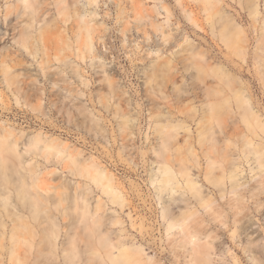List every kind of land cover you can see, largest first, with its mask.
I'll return each instance as SVG.
<instances>
[{
  "label": "rangeland",
  "instance_id": "374dc122",
  "mask_svg": "<svg viewBox=\"0 0 264 264\" xmlns=\"http://www.w3.org/2000/svg\"><path fill=\"white\" fill-rule=\"evenodd\" d=\"M253 3L258 14L252 11ZM7 7L11 11L4 18ZM22 7L20 0H0V130L12 131L20 152L25 142L38 134L41 143L52 141L66 151H80V158L98 161L113 174L127 203L123 208L111 203L93 182L68 172L53 153L41 148L22 153L24 159L33 156L39 163L43 184H51V191L56 184H67L70 198L85 191L90 208L99 197L105 204L100 229L114 237L121 234L128 245L140 246L149 263L186 264L185 248L183 251L177 240L181 234L176 228L166 232L160 216L168 195L162 193L158 199L150 177L157 172L162 156L167 154L174 160L177 149L186 155L191 143L196 154L191 158L195 160L188 161L195 164L193 176L204 190L214 194L220 184L196 174L203 172L206 148L211 143L219 147L229 138L227 149L237 153L236 161L243 167L241 196L239 200L229 194L223 201L219 198L223 204L215 201L214 212L209 210L212 215L193 200L198 211L188 221L192 227L203 224L215 235L211 264H234L231 252L240 264H250L240 247L234 248L228 227L219 222L223 217L229 224L236 209L231 206L240 203V222L246 227L257 218L253 226L260 224L257 231L264 235V188L260 181L264 172L259 173L252 156L247 161L239 152L242 136L236 121L240 114L231 97L236 89L244 88L252 107L264 118V0H36L27 48L12 36L23 21H30L26 13L16 17V10ZM89 43L93 44L91 50ZM6 65L15 76L10 87L2 73ZM226 95L231 106L221 102ZM217 101L220 105L215 109L213 131L211 135L203 133L205 143L200 141L198 120ZM167 122L181 125L163 127L169 130V138L160 133ZM163 138H167L168 148L161 152ZM250 167L254 170L249 171ZM50 169L55 172L48 173ZM77 182L79 189H75ZM173 196L179 197V191ZM255 197L263 202L260 214L254 212ZM177 202L172 203L173 211L178 210ZM64 205L69 207L64 217L53 210L63 226L57 241L65 242L68 234L75 233L78 244L84 247L90 228L76 220L79 212L72 210L69 199ZM217 208L225 215L213 220ZM115 216L120 222L110 225ZM261 262L264 264V252Z\"/></svg>",
  "mask_w": 264,
  "mask_h": 264
},
{
  "label": "bare ground",
  "instance_id": "6f19581e",
  "mask_svg": "<svg viewBox=\"0 0 264 264\" xmlns=\"http://www.w3.org/2000/svg\"><path fill=\"white\" fill-rule=\"evenodd\" d=\"M20 1L23 3V7L22 10H20L19 8L18 10H16V17H19L26 13L30 21H23L24 24L22 28H20L16 33H12V36L13 38L17 36L16 42L19 43L20 46L27 48L28 39L31 36V32L28 30V27L31 26V20H33L32 13L36 0ZM94 2H96V0H90V3ZM130 6L128 5V7ZM252 7V11L254 14H258L260 12L259 10H257V6H255L254 3L252 4ZM10 11L7 7L4 18H6ZM225 41L230 42V39L226 38ZM92 45L91 43L88 44V50H91ZM35 52L36 51L33 50L32 53L34 54ZM8 68L9 66L7 65L3 66L2 73H4L6 86L10 87L15 81V76L9 74L11 72L8 70ZM231 97L235 103V106L239 109L238 113L240 114L239 119H237L236 121L239 127L240 135L242 136V143L240 146H238L239 152L242 153L247 161H249V157L252 156L257 163H255V167L257 168V170H259V173L264 172V118H262L261 114L257 112V109L255 110L252 107L251 97L249 94H246L244 88L236 89ZM222 98L223 99L221 102H223V105L228 104L229 106H231V99L229 96L226 95ZM218 103L219 102L217 101L210 104L209 109L205 112V114L203 113L199 117L198 123L200 124V127L198 132L201 135L200 141L202 142L206 143L207 141L206 137L203 136V133L207 131L209 132V135H211L213 131L212 122L213 119L215 120L217 117L215 109L220 105H218ZM163 127H167L168 129L171 127H181V125L170 124L167 122L161 127L160 133H163L167 138H169V130H164ZM167 138L162 139L163 148L161 152L168 148ZM41 141L42 138L38 134L34 135L32 138H29L25 142V147L23 151L20 152L18 140L14 136L12 131L5 127H2V130H0V264H151L149 263L150 258L142 253L140 246L134 244L128 245L123 241V237L121 234L115 235L114 237L109 234L108 230L103 231L100 229V225L102 223L100 219V213L101 210L105 209V204L99 199V197L95 199V204L92 206V208H90L88 198L86 196L87 193L85 191H83L82 193L80 192L78 196L74 194V197L70 198V195L67 192L68 186L67 184L62 182L54 185V190L51 191V184H43V181L40 177L41 172L38 168L39 163L36 160H33V156L24 159L22 157V153L27 154L30 151L35 153V150L39 148L47 151V154L53 153V156H56L60 161L63 162V167L68 169V172H71L72 174H78L79 176L93 182L101 189L103 193L108 196V200L111 203L118 204L121 208H123L127 202L122 193V190L119 189L116 182L114 181L113 174L104 166L99 165L97 163L98 161L95 162L94 160H92L91 157L80 158L79 155L81 152L78 150L66 151L65 148L60 147L59 144H54L52 141L45 142L43 140V143H41ZM227 141H230V139L227 138L223 145L220 144L219 147H216L214 143H211L206 148V150L204 151L205 166L204 168H202L203 172L201 173V171H197L199 173L196 174V176L203 174V179L208 181L209 183L220 184L218 189L215 190L216 193L214 194L212 191V194H210L208 191L204 190L202 188L203 184L193 176V174H195L196 172H192L191 169L195 164L194 162L188 163V161L195 160L191 158L193 156H196V154L192 149L191 143L187 146L186 155H184L179 149L176 150V158L174 159L176 163H174V160L167 154L162 156L163 159L161 161H158L159 164L157 167V172L153 173L150 177V183H155L154 188L158 199H160L162 193L168 195V198L161 206L160 216L165 221L166 232L176 228L181 234V237H178L177 240L179 241L180 247L183 248V251L185 248V254L187 256L186 264H211L213 245L216 243L213 241L215 235L212 236L211 234L213 232L211 233L208 232V229H204V225L202 224V226L200 224L202 223L200 222V218L198 219V222L200 224L199 226L197 225L198 227H196V225L195 227H192L190 225L191 223L189 224L188 220L198 211V208H196V206H193L192 204L193 200L201 207V209L203 208L208 212L209 210H213V204L215 201H218L219 198L223 201L225 199L224 197L229 194V196H231V199L234 198L239 200V197L241 196V187L244 186L245 182V180L243 179L244 176L242 174L243 167L241 166L242 164L236 161L237 153L230 151V149H227ZM250 170L253 171L254 168L250 167L249 171ZM52 172H55V170L50 169L48 171V173ZM241 178L244 181H240ZM260 181L261 187L264 188V180L261 179ZM79 183L77 182L75 184V189L80 188ZM178 191L179 197L176 198L173 195ZM255 194L252 197H254ZM257 198H259V196ZM257 198H253L255 200L254 212L255 214H260L261 210L263 212V208L261 209V205L263 202L262 200L260 201ZM68 199L71 202L72 210L79 212L76 220L82 223L84 228H90L86 233V239H83L84 247L78 244V240L77 238H75V233L68 234L65 242L57 241L60 228L63 226L57 220V216H55L53 210L58 211L64 217L65 214L68 213L69 208L68 206L64 205V202ZM176 199H178L179 202L183 203L177 202L178 210L173 211L171 206ZM228 199L231 200L230 198ZM218 203L220 202L218 201ZM231 203L235 204V201H231ZM231 207L236 208L237 210L234 209V213L231 212L233 213V216L230 220V223L226 224L227 222L223 221V217L221 218L222 220L219 223H221L223 226L228 227V233L230 234V238L233 239L234 248L240 247L243 253L247 255L250 264H261L262 254L264 252V235L259 234V232L257 231L260 224H258V226L256 227L253 226L255 223H258V219H254L248 226L245 227L240 222L241 216L238 215L241 210V204L239 203L236 206ZM113 211L115 210L113 209ZM212 212H214V210ZM212 212L211 214H209L212 215ZM86 213L90 214L91 220H89L90 216L88 217L87 215H85ZM206 214L209 215L208 213ZM223 214L222 211L218 209V211L215 212L214 217H211H213V220H216ZM203 215L205 216V214ZM226 218L228 219V216ZM213 220H211V222ZM119 222V218L115 216L110 220L109 223L110 225H115ZM65 226H67L66 223ZM231 226H233L232 229ZM238 228L241 229V232L237 233ZM157 230L159 231V229ZM259 230L261 231V229ZM242 233L244 235H242ZM218 240L220 241V239ZM174 243L175 242H173V244ZM215 248L216 247H214V249ZM227 249L228 251L225 252L229 254L230 249ZM234 254L235 253L232 254V252L230 253L234 264H240L237 258L238 256L236 257ZM94 260H96V262L93 263L92 261Z\"/></svg>",
  "mask_w": 264,
  "mask_h": 264
}]
</instances>
